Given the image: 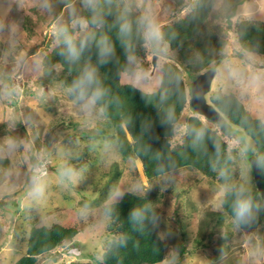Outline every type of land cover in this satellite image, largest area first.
<instances>
[{"label": "rangeland", "instance_id": "obj_1", "mask_svg": "<svg viewBox=\"0 0 264 264\" xmlns=\"http://www.w3.org/2000/svg\"><path fill=\"white\" fill-rule=\"evenodd\" d=\"M124 1H134L139 12L151 11L164 26L191 11V5L183 8L181 2L191 4L194 0ZM74 7L85 10L80 9L78 0H0V159L7 160L0 162V264H14L24 254L26 234L32 224L56 222L80 227L78 235L64 246H58L65 259L100 261L106 247L109 221L98 212L103 196L113 185L127 189L135 183L152 185L148 195L160 204L161 222L157 231L167 233L164 237L160 235L166 242L167 252L164 260L155 264L264 262V226L242 229L223 208L217 207L220 184L217 178L187 171L191 176L186 179L184 171L183 179L179 174L167 173L166 180L161 175L150 181L145 176L142 161L139 158L123 160L114 144L93 142L80 133L64 138L70 130L66 129L67 125L73 123L107 126L101 109L86 115L58 82L42 84L39 81L43 57L55 44L52 37L55 29L59 23L67 22ZM228 19L231 26L225 30ZM244 19L264 21V0H215L208 20L216 33L227 40L223 59L216 65V61H212L200 71H189L181 64L183 57L179 51L172 50L165 42L158 53L146 47V55L136 57L132 62L134 69L123 72L121 81L154 91L160 85L164 62H175L183 70L189 93L199 73L216 68L207 100L211 102L213 96L232 92L254 117L264 120V54L241 49L238 24ZM213 51L217 49L214 47ZM193 52L197 53L195 49ZM53 68L55 78L62 66L56 64ZM5 74L8 80L3 79ZM193 112L189 100L176 124L173 142L181 139L187 118ZM203 119L213 128L220 127L218 121ZM223 120L228 122L225 117ZM227 138L230 146L236 148L232 179L247 182L251 189L256 182L247 151L255 152V143L249 135L241 139ZM242 147H246L243 154L240 153ZM58 149L71 157L77 169L83 170L78 182L60 181ZM41 160L51 165L45 169L39 166ZM34 169L39 170L36 178H33ZM115 169L121 174L109 182ZM34 180L42 187L39 197L31 195ZM85 201L93 209L86 218L77 211ZM180 241L186 247L183 255L178 248ZM56 263V254L42 255L38 262Z\"/></svg>", "mask_w": 264, "mask_h": 264}, {"label": "trees", "instance_id": "obj_2", "mask_svg": "<svg viewBox=\"0 0 264 264\" xmlns=\"http://www.w3.org/2000/svg\"><path fill=\"white\" fill-rule=\"evenodd\" d=\"M125 3L124 0H102L107 21L103 30L108 31L114 40H116L115 29L110 27L113 16L108 13L123 7ZM130 3L135 16L139 11L134 1ZM181 3L188 4L184 1ZM214 3L215 0H194L191 4L189 3L192 6L190 12L175 22L162 26L165 42L172 50L179 51L183 57L181 64L189 71H200L207 68L212 61L215 60L216 65L224 58L223 49L227 40L216 33L214 26L209 25L208 20ZM84 14H89L86 9ZM230 26L231 21L228 19L225 30ZM220 31L222 32L223 29L221 28ZM52 37L55 35L53 34ZM238 38L242 50L263 55L264 21L260 19L242 20L238 24ZM54 41L55 44L42 60L43 68L39 76L42 84L58 82L61 85V82H71L85 59L91 58L93 61L96 59L95 47L92 46L85 51L81 61L69 64L57 54L58 45L55 38ZM134 45L136 57H144L147 49L143 41L137 39ZM214 47L217 49L216 52L213 51ZM194 49L197 53L193 52ZM185 59L191 62H186ZM56 64H60L62 70L56 74L57 77L53 78L52 74L55 73L53 67ZM133 69V63L126 60L124 50L116 41V57L100 69L101 77L109 88V93L101 108L102 115L107 120V126L73 123L67 125L66 129L70 130L64 138L80 133L90 137L93 142L114 144L123 160L139 158L142 161L145 176L150 181L162 175L157 171V164L164 163L169 165L168 173L179 174L181 179H183L184 171H186V179L191 176V172H202L204 175L217 178L221 183L218 169L214 170L210 165V157L220 164L227 163L232 173L231 166L236 148H229L230 144L224 140V136H235L241 139L249 135L255 143V152L248 150L247 158L253 154L257 156L264 187V120L254 117L236 94L231 92L211 98V103L223 116L218 121L220 127L213 128L197 112H193L187 118L186 130L181 139L173 142L176 124L191 94V90L189 89L188 93L186 88L182 68L175 62H164L161 67L160 85L151 92L132 83L121 81V74ZM3 79L8 80L6 74L3 75ZM169 107L175 109L174 115L166 123H162L166 119L165 114ZM224 117L228 122L223 120ZM205 123L208 136L201 146L193 148L191 129L199 128ZM4 159H0V162ZM4 161L7 162L6 159ZM40 165L46 169L51 164L41 160ZM187 171L190 173L188 174ZM38 173L39 170L34 169L33 178H36ZM120 174L121 172L115 169L109 182L117 179ZM251 191L255 200L264 204V198L257 185H254ZM148 199L155 201L151 195H148ZM137 200L138 197L126 194L118 205L117 214L109 218L108 238L100 261H68L65 259L63 251H58V246H64L66 242L78 235L80 227L76 224L66 225L56 222L51 225L32 224L25 238L26 250L14 264H38L40 257L46 254H56V264H155L163 261L167 252L166 242L159 235L157 227L154 228L149 224L146 228L139 229L133 226L127 218ZM222 208L232 218L230 207L225 204ZM261 225L264 226V211L258 213L251 223L239 227L250 230L259 228ZM178 248L181 255L186 252L183 241L178 243ZM66 250L67 247L64 248V251ZM250 264H264V262Z\"/></svg>", "mask_w": 264, "mask_h": 264}, {"label": "clouds", "instance_id": "obj_3", "mask_svg": "<svg viewBox=\"0 0 264 264\" xmlns=\"http://www.w3.org/2000/svg\"><path fill=\"white\" fill-rule=\"evenodd\" d=\"M78 3L80 9H86L89 14H84L74 7L67 22L58 24L54 35L58 45L57 54L69 64L81 61L85 51L92 46L95 47V61L91 58L85 59L71 82H61L63 91L78 105L79 110L87 115L101 109L103 101L109 93V88L101 77L100 69L101 66L116 57V41L124 50L126 60L135 62L134 42L137 39L142 40L144 46L149 47L153 53L159 52L165 40L161 24L149 10H142L134 16L131 3L126 2L123 7L117 8L114 12H109L108 14L113 16L110 27L115 29L116 40H114L108 31L103 30L107 21L102 0H78ZM187 5H184L183 8ZM174 112L175 109L169 107L165 114L166 119L162 123H166L174 115ZM191 135L193 148H198L208 136L207 124L191 129ZM227 137L228 135L224 136L226 142L230 141ZM217 150L219 151V149ZM57 151L61 157L57 166L60 181L66 184L78 182L83 175V170L77 169L71 163V157H68L64 150L58 149ZM245 151L246 147L240 149L241 154ZM210 165L214 170L218 169V176L221 180L217 193V207L222 208L227 204L231 210L232 220L237 226L251 223L258 213L264 211V204L255 200L247 182L232 179L231 170L227 163L220 164L216 159L210 157ZM168 168L169 165L167 164H157V171L162 174L165 180L168 178ZM33 184L31 195L39 197L42 194V187L35 180ZM151 189L152 185L139 183L132 184L127 189L113 185L100 204L98 212L102 217L112 218L117 214L118 205L123 197L126 194H131L138 197V200L128 213L127 218L130 223L139 229H144L149 224L154 228L158 227L161 222V215L158 211L160 204L148 199V193ZM77 211L81 217L86 218L93 209L90 203L85 201ZM161 234L164 237L167 233H159V235Z\"/></svg>", "mask_w": 264, "mask_h": 264}, {"label": "water", "instance_id": "obj_4", "mask_svg": "<svg viewBox=\"0 0 264 264\" xmlns=\"http://www.w3.org/2000/svg\"><path fill=\"white\" fill-rule=\"evenodd\" d=\"M153 64H155V60H153ZM216 74L217 69L210 67L195 77L191 84L190 105L198 114L214 121H220L223 117L222 114L211 102L207 100L206 96L211 90V86ZM249 161L253 170V176L257 188L264 198V187L261 181L259 160L257 156L253 154L250 155Z\"/></svg>", "mask_w": 264, "mask_h": 264}]
</instances>
